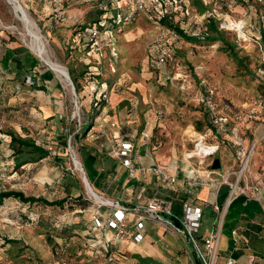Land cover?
I'll return each mask as SVG.
<instances>
[{
  "label": "rangeland",
  "instance_id": "1",
  "mask_svg": "<svg viewBox=\"0 0 264 264\" xmlns=\"http://www.w3.org/2000/svg\"><path fill=\"white\" fill-rule=\"evenodd\" d=\"M17 3L26 13L34 30L38 29L36 33L40 35L46 56L51 61L61 65L68 77L69 70L80 72L84 69L87 73L91 72V76L90 79L86 75L79 79L80 89L76 94L75 89H72V82L71 86L69 82L58 78L33 53L29 48L30 39L26 36L20 14L16 13L7 0H0V44L5 41L11 48L27 49L44 67L43 70L51 73L59 90L55 92V96L57 94L61 99L62 117L65 118L63 122L56 121V124L68 136V148L63 152L56 151L60 160H53L51 156L42 163L26 164L14 169L8 146L9 138L4 133L14 130L40 145L55 148L51 144L56 142V136L51 129L55 125L42 119H24L18 113L7 114L6 111L2 112L3 107L0 105V190L17 191L25 196H41L50 201L65 197L68 200L62 208H46L41 205L29 207L14 200L4 201L0 207V264H98L89 254L72 249L68 244H74L73 240L69 243L60 239H53L52 242L46 240L45 231L51 222L62 220L67 224H78L82 220L76 218L80 215L71 210L72 201L69 198L74 199L78 191H81L85 198L95 201L88 194L83 182L79 145L94 147L95 142L102 139L100 136L106 134L107 128H111L108 121L104 124L103 119H106L128 132L138 130L139 134H150L151 141L148 146L151 145V152L160 161H186L185 155L192 151V141L196 137L192 132L202 134L196 126L207 129L204 124L206 110L200 103V97L205 94V90H213L212 98L217 107L234 110L253 99L264 98V70L257 69L260 63L257 61L256 49L252 46L247 49L249 52L238 51L237 55L245 59L241 66L221 51L219 43L199 46L181 39L172 41L167 37H156L158 31L155 25L141 16L136 17L132 24L116 28L108 21L113 18V6H105L102 10V16L108 20L102 23L101 32L103 34L107 31L111 36L102 35V57L98 64L92 59L93 55L89 56L83 50L80 37L74 33L75 25L84 26L97 18L98 0H17ZM130 6L123 5L125 8ZM245 11L234 7L224 13L235 19L246 14L247 22H257L256 16L248 15ZM58 19L63 20L56 23ZM74 20H78V23L74 24ZM225 37L230 41L235 36L228 33ZM160 45L175 52L178 63L154 70L147 61L148 49ZM111 47L117 49L116 60L111 56ZM110 65L115 68L114 72ZM15 91L16 89L13 91V88L1 85L0 103L3 100L7 102L8 97H18L21 88L17 90L18 94ZM39 98L42 100L45 95L41 94ZM15 102H19L17 98ZM85 115L88 117L85 118ZM81 129L86 130L82 132ZM139 134L137 144L142 148L140 143L143 135ZM104 141L105 139L102 142ZM106 143L109 148L104 146L106 149L100 150L97 147L98 154H112L116 143L111 138H107ZM207 143L211 144L208 140ZM74 159L79 162L82 172L74 167ZM213 159L214 157L206 159L202 165L197 159L187 162L195 170L203 172L210 169ZM256 161L257 156H253L251 165ZM226 162L222 155L219 172L225 170ZM66 175L70 178H63ZM196 203L201 205L200 199ZM177 217L181 218V215ZM214 224L215 214L206 209L200 234L212 231ZM155 229L146 238L147 241L159 250L160 241L172 246L160 250L163 256L161 264H190L183 253L177 254L180 248L177 247L175 237L167 233L162 239L159 236L160 227ZM227 238L226 233L220 238L218 264H222L223 257L228 256ZM7 240H14L15 244H6ZM104 247L106 252L108 247ZM128 250L134 254L139 248L128 247ZM250 251L262 259L260 264H264L263 242L255 244ZM244 257L239 258L241 263L245 262Z\"/></svg>",
  "mask_w": 264,
  "mask_h": 264
},
{
  "label": "built area",
  "instance_id": "2",
  "mask_svg": "<svg viewBox=\"0 0 264 264\" xmlns=\"http://www.w3.org/2000/svg\"><path fill=\"white\" fill-rule=\"evenodd\" d=\"M98 10H103L105 6L115 7L113 18L111 20L102 16V20L111 21L114 27L122 28L132 24L136 17L141 16L147 21L155 25L158 35L156 37H167L172 41L179 39L178 35L169 29H165L153 20L152 16L156 18L163 17L165 12L164 3L161 0H98ZM104 1L106 4L104 5ZM255 3L264 5V0H253ZM147 2L148 8L145 9ZM166 3L171 7L172 12L180 16V21L190 18L192 10L188 5V0H166ZM131 5L128 8L123 5ZM130 8V9H129ZM247 15L244 14L239 19H235L229 14H221L219 17L218 28L221 31L233 33L236 40L242 47L247 50L249 46L256 49L257 58L259 60L261 69L264 70V50L261 45V35L258 33L250 36L246 32L250 21L247 22ZM70 19V18H69ZM58 19L55 22L62 21ZM77 20H74L76 22ZM102 30V29H101ZM96 26L88 29L85 39L80 37V45L83 50L91 56L92 59L99 64L102 53L101 44L102 35H108L109 32L105 31L103 34ZM111 35H108L110 37ZM87 48V49H86ZM249 50V49H248ZM247 50V51H248ZM111 56L116 60L118 56L117 49L111 47ZM171 50L165 45H160L156 48L151 47L148 49V64L154 70H161L166 66L176 64V60ZM112 72L115 68L110 65ZM94 70H97L95 68ZM90 71V68H89ZM96 71V72H97ZM87 79H90L91 72L85 73ZM26 84H32L31 77L26 78ZM213 90H205V94L200 97V103L203 104L206 112L211 119V125L220 134L234 135L233 130L237 133L233 143L234 156L237 161L235 168L229 169L224 173H218L213 180L212 175L217 171L211 169L200 172L195 171L194 178L191 183L194 186H201L203 188H210L213 184L217 186H225L228 189L227 196L224 204L219 206L215 205L213 210L217 213L215 219L214 229L201 235V221L203 218L202 209L190 203H185L182 207V215L177 221L172 219L170 204L166 201L159 199H151L146 204H138L130 207L121 206L118 202L108 201L103 199L98 203L101 207H108L113 210L109 212L105 218L99 213H93L91 216L92 224L103 237L101 240L104 243H116L123 241H132L140 243L143 240L144 226L147 221L154 222L158 225L170 230L175 236L185 240L192 248V257L194 264H217L219 253V242L222 236V227L226 218V214L230 205L238 198L244 199V204L253 202L259 206L260 213L264 222V204L262 202V192L264 191V182H254L251 180V159L256 155L257 151L261 148L264 150V139L261 142L252 141L246 146L245 136L249 132L250 126L255 122L264 124V99L256 98L250 102H246L239 108L230 110L228 107L219 108L213 102ZM195 139L192 141L193 149L190 153L185 155L187 161L197 159L199 164L202 165L206 159L215 157L219 154L220 146L217 144L207 143L206 137L203 134L192 132ZM151 138L144 135L141 138L140 146L147 149L150 144ZM54 152L53 149H50ZM135 145L132 141H119L116 143L115 149L111 156L118 160L121 167L126 170L128 180H146L150 177L154 178L163 190L172 193H178L180 188L183 187L184 182L180 181L174 176H171L161 167L151 166L147 168L135 167L133 164V154ZM263 168V167H262ZM264 169V168H263ZM259 240L264 243V237L258 235ZM232 250L229 255L224 258L223 264H256L257 257L251 253L245 255V262L241 263L240 260L233 257V253L240 250L241 238L237 230L231 231ZM93 248V242H85L83 248ZM108 262H112L113 258L109 257Z\"/></svg>",
  "mask_w": 264,
  "mask_h": 264
},
{
  "label": "crops",
  "instance_id": "3",
  "mask_svg": "<svg viewBox=\"0 0 264 264\" xmlns=\"http://www.w3.org/2000/svg\"><path fill=\"white\" fill-rule=\"evenodd\" d=\"M17 49L11 48L10 45L7 44V42L3 41L0 44V86H6L13 88V91L16 89L15 93L18 94L19 92V84L16 83V78H22L25 74V71L20 70L16 72L13 69V63H11L10 59L8 60L7 65H4V59L3 56L6 53H9L11 50ZM27 50V49H26ZM21 53V52H20ZM25 56V53H21L20 57L22 58ZM47 72V70H43L41 67H35L34 70L30 73L25 75L26 78L28 75L32 76V84H29L31 87H33V82L37 83V85L42 86V90H34L29 89L30 86L27 84H24V88L20 92V95L18 97H8L7 102L3 100L0 105L2 108V112L6 111L7 114L11 113H18L20 117H23L24 119H42L44 122L52 123L54 128L51 126V129L53 130V134L57 137L61 135L62 133L65 134L64 129L62 127H58L56 124V121H64L65 118H63V108L61 106V99L59 95L55 92H59L57 88V84L54 82V78L52 77L50 80H45L42 78V74ZM49 72V71H48ZM16 74V75H15ZM27 85V86H26ZM28 87V88H27ZM18 90V91H17ZM45 95V98L41 100L39 98V95ZM16 98L19 102H15ZM55 98H58L60 100H56ZM6 103V107H5ZM16 103V104H15ZM10 116V115H8ZM88 117L85 115V118ZM106 118V117H105ZM88 119V118H87ZM104 124L106 121H108L111 128H107L106 134H102L100 136L102 139L98 142H95V144L92 146H87L88 148H92L97 153L99 152L97 147L102 150L104 146L107 147L106 139L111 138L115 143L119 141H132L135 145V151L133 154V164L135 167H142L147 168L151 166H158L163 168L167 171V173L171 176L176 177L180 181L184 182L183 187L180 188L178 193H172L167 190H163L160 187V184L152 177L146 179V180H128L126 176V170L121 167L118 160L114 159L111 155L107 156L109 159H103L104 156L101 154L99 155V162H98V171L106 174L105 176V186L101 189H96L90 183L88 182V179L86 177V174L84 172V177H86V180L92 190L99 198L105 199L108 201L118 202L121 206L124 207H130L138 204H146L151 199H159L162 201H166L169 194L176 195L181 197L182 199H186V203L193 204L195 206H198L202 209L203 213L206 209L211 210L215 214V219L217 218V213L213 210V207L215 205H223L225 198L228 193V189L225 186H217L213 184L210 188H203L201 186H194L191 181L194 178L195 169L190 166V163L183 160H169V161H160L155 155L151 152V145L145 148H140L137 144V137L139 134L138 130H132L131 132H128L126 130L120 129L118 125H114V123H111L110 120L103 119ZM106 125V124H105ZM104 125V126H105ZM234 134L236 135L235 138H237V133L235 130H233ZM147 133V132H146ZM140 133V135H148ZM222 138L226 141V145H219L220 151H219V157L221 159L222 155L227 160L226 168L224 171H217L215 175H212L211 178L214 180L216 178V175L218 173H224L229 169L235 168L237 166V161L234 156V148L233 143L235 138L234 135H228V134H221ZM151 137V136H150ZM98 137H96V140ZM105 139L104 143L102 142ZM264 139V124L256 122L250 126L249 132L246 133L245 136V143L246 146L249 145L250 140L252 141H258L261 142ZM103 143V144H100ZM227 146V147H226ZM104 148V149H106ZM257 161L252 163L251 165V180L254 182L263 181L264 182V150L259 149L256 153ZM42 163V161L40 162ZM263 167V168H262ZM63 178H70L68 175L63 176ZM80 196V198H79ZM262 202L264 204V191L262 192ZM41 197V196H39ZM44 198V197H43ZM74 198H79V202H88V204H92L95 206H98V203L96 201H91L85 196H83L81 191H78L76 196ZM200 199L201 205H198L196 201ZM168 202V201H166ZM253 202L246 203L250 206ZM243 203V205H246ZM86 207L83 211V216L87 220L91 219V216L93 213H99L102 218H105L106 215L109 212H113L112 209L108 207H102L99 210L95 209H87ZM74 213H81L80 209H75L73 211ZM262 215L260 213V209L258 206V212L256 213V216L252 218L251 222L255 225H261L263 224ZM157 225V226H156ZM155 227H160V234L161 238L164 239L165 235L167 233H170L173 237H175V240L178 243V250L177 254L183 253L184 256L187 258L188 262L190 264H194V260L192 257V251L189 244L181 239L175 236L170 230H167L165 227L158 225L154 222L147 221L144 226V233H143V240L140 243H134L132 241H123V242H116V243H104L101 240V237L103 235L95 229V231H90L89 233H86L87 236L84 237L83 240H78V244L81 246L80 248H77V244H68L72 247V249H79L80 251L89 254L95 262L98 264H102V261H105V264H161V259L163 258L162 254L160 253V250L164 249L166 250L168 247H172L171 245L165 243L164 241L161 242L160 239V250L156 249L153 245V243H149L147 241V237L152 235L155 232ZM211 231H206L205 233H209ZM245 232V230H243ZM264 232V230L262 231ZM261 232V233H262ZM203 233V234H205ZM203 234H200L199 237ZM264 234V233H262ZM259 234L264 237V235ZM258 237V236H257ZM259 242L262 243L259 238L257 239ZM228 241V255L229 252L232 250L233 246L229 238H227ZM85 242H90V244L93 242L94 247L92 248H83V245ZM107 246V251L105 252L104 246ZM128 247L133 248H139V251L132 254L128 250ZM239 251L233 253V257L240 260L239 258L241 256H245L244 254L251 253L250 249H242L240 246ZM104 254V256H102ZM110 255V256H109ZM255 256V255H254ZM112 257L113 261L108 262V258ZM227 257V256H226ZM223 257V262H224ZM262 260V259H261ZM261 260L258 258L256 264H260ZM222 262V264H223ZM218 264V262H217Z\"/></svg>",
  "mask_w": 264,
  "mask_h": 264
},
{
  "label": "trees",
  "instance_id": "4",
  "mask_svg": "<svg viewBox=\"0 0 264 264\" xmlns=\"http://www.w3.org/2000/svg\"><path fill=\"white\" fill-rule=\"evenodd\" d=\"M161 1L164 3L165 12L163 17L160 18L152 16L155 22L165 29L173 30L178 35L179 39L189 44L202 46L219 43L221 51L225 52L231 59H234L236 63L241 66H243L245 59L240 58L237 53L238 51L242 52L245 50L236 40V37H233L230 41L226 39L225 35L229 32L219 30L218 23L221 14H224V12L227 11L229 12L231 8L239 7V9L246 10L245 13L248 15L250 14L251 16L257 17V22L254 21L253 23L250 21L249 26L246 28V32L250 36H254L259 33L262 37L261 45L264 50V5L257 4L253 0H188V5L192 10V15L190 18H186L183 20V23H181L180 16L177 13L172 12L171 7L166 3V0ZM98 3L100 2L98 1ZM103 3L105 5L106 1ZM104 21L105 20H102V11L98 10L97 18L94 21L84 26L75 25L76 29L74 33L75 35H81V39H85L87 35V32L85 31L86 29L96 26L97 29L101 30L103 27L102 23ZM77 23L78 20L74 22V24ZM20 52H24L25 56L21 58ZM170 52L173 54L177 62L175 52L172 50ZM3 59L5 63L4 65H7L8 60L10 59L11 63H13V69L16 74L18 71L21 72L20 70L30 74L34 68L38 66L44 68L40 65L39 61L34 58V56L25 48L13 49L9 53H6L3 56ZM257 61H259L258 58ZM257 69H261V66L258 65ZM86 72V69L80 72L69 70V77L74 85L76 94H78L80 89L78 81L84 77ZM25 75L22 78H16V83L20 85L19 87L21 88V91L25 87L24 84H26ZM27 77L32 78L30 75ZM42 78L45 80H50L52 75L47 71L42 74ZM33 85V87L29 85V89H43V87L40 85L38 86L37 83L33 82ZM204 124L207 128L206 130H204V128L202 129L200 126H196V129L202 132V134L206 137V140H208L211 144L226 145V141L221 137L222 135L218 133L211 125V119L207 112L206 115H204ZM89 126L90 124L88 127ZM85 130L86 129H81L82 132ZM4 134L9 138L8 146L13 158L14 169L26 164H37L47 158H50L51 156L53 160H60L61 158L57 156V152H63L68 148V136L64 133L55 138L56 142L51 143L55 145V148L51 146L46 147L40 145L32 138L21 136L14 130L6 131ZM50 149H53L54 152H51ZM78 153L83 170L90 185L96 189H101L102 187L104 188L106 174L98 171V162L100 160L98 153L85 145H79ZM105 158L109 159L107 156H104L103 159ZM79 198H69V200L72 201L70 204L72 211L75 209H80L81 213H76L80 216H76V218H82V220L77 222L78 224H67V222H63L62 220L51 222L45 231L47 234L46 240L52 242L53 239H60L64 242L68 241V243L69 241L73 240V243L77 244V248H80L81 246L78 244V240H83L84 237L87 236L86 233L95 231V227L92 224L91 219L87 220L84 218L83 211L86 207H88L87 209L95 210H99L102 207L99 205H89L88 202H79ZM66 199L67 198L65 197L50 201L43 197L25 196L23 193L17 191L0 190V207L3 205L4 201L14 200L18 203L29 205V207L31 205H41L46 208H62L64 203L68 201ZM185 200L186 199H182L181 197L172 194H169L168 198L166 199V201H168L170 204V210L173 216L172 219L175 221L179 219V217H177L179 214L182 215V207L186 203ZM243 203L244 199L238 198L230 205L222 227V234L226 233L232 243L231 231L237 230L241 238V248H248L251 250V247H254L255 244H259L257 236L263 233L262 231L264 230V222L262 226L252 223L251 219L256 216V213L258 212V205L256 203H252L249 206L248 204L243 205ZM243 230H245V232H243ZM6 244H15V241L7 240Z\"/></svg>",
  "mask_w": 264,
  "mask_h": 264
},
{
  "label": "bare ground",
  "instance_id": "5",
  "mask_svg": "<svg viewBox=\"0 0 264 264\" xmlns=\"http://www.w3.org/2000/svg\"><path fill=\"white\" fill-rule=\"evenodd\" d=\"M10 4L13 5L14 10L16 11V13L21 16V21L24 22V26H25V33L26 36L29 37L30 39V45L29 48L33 51V53H35L44 63H46L49 68L52 70V72H54L56 74V76L60 79H62L64 82L68 83V78H67V72L65 71V69L59 65L56 62H53L49 59V57L46 56V49H45V45L41 40L40 35H38L36 33V30L33 28V25L30 24L29 19L26 15V13L24 12V10L19 6V4L17 3V0H7ZM14 12V11H13ZM32 22V21H31ZM35 26V25H34ZM39 32V31H38ZM61 82V81H60ZM74 163V167L78 170L81 171V166L79 164V162L74 159L73 161ZM82 172V171H81ZM90 194V193H88ZM90 196L97 202L100 203L103 201V199L99 198L94 192H92L90 194Z\"/></svg>",
  "mask_w": 264,
  "mask_h": 264
},
{
  "label": "water",
  "instance_id": "6",
  "mask_svg": "<svg viewBox=\"0 0 264 264\" xmlns=\"http://www.w3.org/2000/svg\"><path fill=\"white\" fill-rule=\"evenodd\" d=\"M67 78H68L70 85L72 86V83H71L72 81H70L68 74H67ZM72 89H74L73 86H72ZM210 169L212 171H218L220 169V158H219L218 154L214 157L212 164L210 166ZM83 174H84V172H83ZM83 182L85 183V187H86L87 192L91 194L92 190H91V188H90V186L86 180V177L83 178Z\"/></svg>",
  "mask_w": 264,
  "mask_h": 264
}]
</instances>
